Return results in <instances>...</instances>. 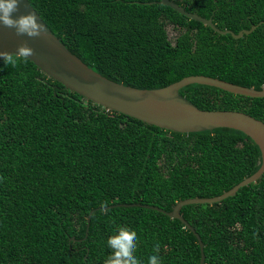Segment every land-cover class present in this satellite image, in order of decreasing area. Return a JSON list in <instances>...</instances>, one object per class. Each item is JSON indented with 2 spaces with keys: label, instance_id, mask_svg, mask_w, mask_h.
<instances>
[{
  "label": "trees",
  "instance_id": "16d2710c",
  "mask_svg": "<svg viewBox=\"0 0 264 264\" xmlns=\"http://www.w3.org/2000/svg\"><path fill=\"white\" fill-rule=\"evenodd\" d=\"M174 1L222 30L256 28L221 34L160 0H30L72 53L119 83L160 88L207 75L264 87V0ZM180 93L201 109L264 121V97L200 83ZM262 160L241 130H167L67 89L29 58L14 67L1 60L0 264H108V242L120 230L138 236L142 264L156 244L163 264H200L196 234L145 205L171 211L186 198L221 195ZM181 213L205 244V264H264V173Z\"/></svg>",
  "mask_w": 264,
  "mask_h": 264
},
{
  "label": "water",
  "instance_id": "95a60500",
  "mask_svg": "<svg viewBox=\"0 0 264 264\" xmlns=\"http://www.w3.org/2000/svg\"><path fill=\"white\" fill-rule=\"evenodd\" d=\"M160 3L174 8L191 19L211 26L221 34L232 33L236 38L249 34L256 28V26H253L251 29H243L239 33H234L232 30H222L216 26L212 18L204 17L196 12H190L174 0H160ZM30 12L36 14L39 22L45 25L46 31L40 36L28 37L26 35H17L15 29L7 28L0 24V51L15 52L19 45L26 43L34 50L29 59L42 72L61 82L67 89L77 92L109 110H115L140 119L145 123L175 132H200L217 127L235 128L245 132L259 145L263 159L259 170L223 194L213 197L186 198L179 201L171 211L145 205L164 211L172 218H178L186 224L199 239L202 252L200 264H205V244L197 230L183 216L181 210L183 206L188 204L214 203L233 196L241 187L255 182L262 176L264 173V121L238 110L201 109L181 94L180 90L189 84L200 83L219 87L235 94L264 97V87L258 90L254 87H246L207 75L186 76L179 81L160 88H137L125 85L101 75L72 53L53 34L30 0H20L19 10L14 15L18 16ZM113 206H106L103 209ZM90 217L91 214L88 217V225Z\"/></svg>",
  "mask_w": 264,
  "mask_h": 264
},
{
  "label": "clouds",
  "instance_id": "9594fccd",
  "mask_svg": "<svg viewBox=\"0 0 264 264\" xmlns=\"http://www.w3.org/2000/svg\"><path fill=\"white\" fill-rule=\"evenodd\" d=\"M20 0H0V24L7 28L15 29L17 35L28 37L40 36L46 31L44 24L40 23L34 12L14 15L19 10ZM34 50L26 43L18 46L15 52L7 50L0 51V60L4 66H15L17 61L23 59L27 61ZM138 236L129 230H120L108 242L111 256L108 264H142L135 255L137 250ZM155 254L148 257L147 264H163L159 255L160 245L156 244Z\"/></svg>",
  "mask_w": 264,
  "mask_h": 264
},
{
  "label": "rangeland",
  "instance_id": "374dc122",
  "mask_svg": "<svg viewBox=\"0 0 264 264\" xmlns=\"http://www.w3.org/2000/svg\"><path fill=\"white\" fill-rule=\"evenodd\" d=\"M168 32H169L170 38L173 40L176 38L178 34V30L175 29L172 25L168 26Z\"/></svg>",
  "mask_w": 264,
  "mask_h": 264
}]
</instances>
